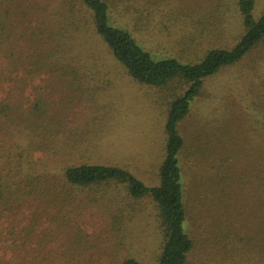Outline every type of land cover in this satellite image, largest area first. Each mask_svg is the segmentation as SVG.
Instances as JSON below:
<instances>
[{"label":"trees","instance_id":"trees-1","mask_svg":"<svg viewBox=\"0 0 264 264\" xmlns=\"http://www.w3.org/2000/svg\"><path fill=\"white\" fill-rule=\"evenodd\" d=\"M75 1L87 12L95 35L131 81L172 88L175 97L168 104L165 143L155 184L147 185L120 165L72 163L68 159L60 162L69 158L66 155L72 147H56L60 128L55 124L48 130L46 125L60 122L62 111H55L54 105L51 108L49 101L47 107V99L40 93L28 108L1 99L0 264H75L82 258L86 243L81 231L73 227L74 220L66 223L61 210L79 194H87L89 199L100 192L106 198L111 186L118 187L117 191L131 202L147 199L155 206L162 242L156 264H188V256L197 246L191 233L196 224L209 221L210 226L225 233L229 213L231 216L242 210L257 230L247 244L258 264H264V0H208L210 5L199 16L194 7L165 14L175 25L184 23L182 33L187 22L206 24V35L193 34L178 42L181 48L195 49L197 54L184 62L176 58L155 61L128 31L108 24V10L125 0ZM126 1L135 4L126 6L127 12L131 8L135 15L140 13V1L152 5L163 2ZM259 1H263L260 8ZM14 5V0H0V56L6 64L7 81L14 82L18 71L23 77L16 78L17 86L22 79L32 80L43 73L54 76L59 72L64 78L74 79L60 69L44 66L51 58L43 55L45 27L43 31L38 26L27 27L26 22L30 26L31 21L24 18V13H16L18 7L13 9ZM231 11L238 22L235 35L225 27V16ZM143 16L149 20L148 15ZM162 29L168 30L167 26ZM199 46L203 47L200 52ZM76 58L63 61V65L70 68L83 62ZM243 63L240 93L247 104L239 120L233 124L221 119L213 120L215 124L200 120L204 124L199 125L190 115V103L202 94L205 81ZM54 64L61 65L59 60ZM204 133H217L220 138H209L202 148L198 137ZM38 152L56 160L52 165L35 162L33 156ZM52 223H56L54 228L49 227ZM65 230L69 234L64 236ZM227 236L225 233L221 239ZM120 264L139 263L128 258Z\"/></svg>","mask_w":264,"mask_h":264},{"label":"rangeland","instance_id":"rangeland-1","mask_svg":"<svg viewBox=\"0 0 264 264\" xmlns=\"http://www.w3.org/2000/svg\"><path fill=\"white\" fill-rule=\"evenodd\" d=\"M161 1L154 5L136 1L140 8V13L136 15L131 8L127 12L129 5L135 6L133 2H119L108 10V24L128 31L139 48L155 61L170 58L182 62L193 60L197 56L195 49L181 48L178 42L193 34L206 35V24L187 22L182 33L184 23L175 25L174 21L166 19L165 14L175 9L194 7V13L200 12L199 16L210 5L208 0ZM262 3L258 2L259 8ZM14 4L13 9L18 7L16 13H24V18L31 21L30 26L26 22L27 27L38 26L42 31L45 27L43 55L51 58L44 66L60 69L73 75L74 79L64 78V73L59 72L54 76L43 73L32 80L22 79L23 83L17 86L16 78L21 79L23 74L18 71L14 82L7 81L6 64L0 56V100L9 99L12 104L28 108L40 93L47 99V107L49 101L51 108L54 105L55 111H62L60 122L51 121L46 125L48 130L55 124L60 128L56 147L66 148L67 144L72 147L69 156L66 155L69 158H61L60 162L68 159L67 162L72 163L120 165L147 185L155 184L157 165L165 143L164 124L168 104L175 97L172 88L149 87L131 81L95 35L87 12L75 0H14ZM143 15H148L149 20L141 18ZM225 17V27L228 31L231 28V34L235 35L237 18L232 11ZM163 26H167L168 30L162 29ZM201 40L206 42L207 38ZM55 45L58 49L54 48ZM202 50L203 47L199 46L198 52ZM75 57L83 62L70 68L63 65V61ZM58 60L61 65L55 67L54 63ZM244 64L225 69L205 81L202 94L190 103V115L194 121L201 125L204 122L200 120L214 122L219 119L215 121L218 122L221 119L232 124L239 120L240 111L247 104L240 93L243 85L239 71ZM262 67L264 72V63ZM192 119L190 121L194 124ZM211 137L220 138L217 133H204L198 137L202 148ZM188 141H191L189 137ZM33 158L35 162L49 165L56 160L52 155L45 156L39 152ZM117 189L111 186L106 198L100 192L91 194L89 199H86L87 194H79L70 206L61 210L66 223L74 220L73 227L81 231L86 243L82 258L75 264H120L128 258L135 259L139 264H156L162 242L155 206L147 199L139 203L131 202ZM116 214L122 216L115 217ZM55 224L49 227L54 228ZM209 224V221H201L192 229L197 246L188 256V264H258V258H254L247 244L257 230L245 211H236L231 216L229 213L225 227L228 236L225 239H221L225 233ZM63 234L69 233L65 230Z\"/></svg>","mask_w":264,"mask_h":264}]
</instances>
